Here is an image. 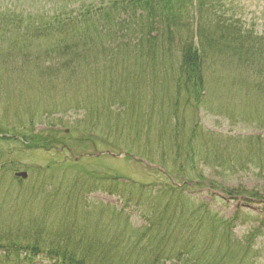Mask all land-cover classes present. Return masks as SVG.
I'll use <instances>...</instances> for the list:
<instances>
[{"label": "trees", "instance_id": "1", "mask_svg": "<svg viewBox=\"0 0 264 264\" xmlns=\"http://www.w3.org/2000/svg\"><path fill=\"white\" fill-rule=\"evenodd\" d=\"M51 4L45 3L39 12L0 9V75L11 76L20 83L28 72L34 74L33 70L42 75L46 85H73L75 98L78 89L99 86L109 98L130 92L131 102L139 103L143 98L134 92L138 87L131 86L143 80L144 84L164 81L168 73V80L176 87V101L183 96L190 104L193 99L199 103L203 95L209 57L232 53L238 60L244 58L239 49L247 40L238 29L239 22L227 19L216 0H72ZM90 58L96 62L92 68L88 65L84 69L97 75L96 80L80 73V64ZM73 78L78 79L76 83H72ZM26 81L28 89H36V93L45 86L33 85L36 82L30 77ZM84 82L89 84L81 86ZM255 88L264 95V81L257 80ZM103 98L98 95L94 105L103 102ZM64 99L68 105L70 98ZM120 100L125 102V98L113 99ZM138 109L131 108L132 118L142 114ZM84 110L90 120L104 116L96 109ZM158 116H151L145 127L139 128V138L143 132L149 140L157 134L161 139L162 134H167L169 117L164 113ZM153 128L156 133L150 134ZM14 133L0 130L1 143L14 140ZM177 133L174 130L168 140L176 148V155L183 146L182 155L192 159V139L181 142ZM20 135V144L32 151L66 148L77 153L86 148L82 139L68 142L69 137L58 135L51 127L36 132L29 125ZM219 145L218 142L204 147L205 155L215 154ZM6 158L7 152L0 148V264H31L39 257L51 264H244L251 250V236L238 241L232 235L237 217L227 227L219 221L218 228L217 215L207 205L201 202L186 209L182 197L181 203L171 198H179V194H173L179 188L169 184L160 187L159 194L164 195H160L163 200L157 205L144 203L143 192L120 190L125 211L133 202L138 207L145 205L144 225L132 229L122 208L101 206L96 211L98 218L91 241L84 247L80 245L79 253L74 247L62 245L70 238V232L55 225L57 220L52 219L51 213L59 210L62 217L58 221H72L70 218L80 215L77 209L84 204V198L75 194V187L80 185L83 190L86 184L93 189L92 183L87 184L89 181L80 171L66 189H61L62 183L50 186L33 176L27 181L15 179L7 173L17 171L18 164L9 163ZM60 169L64 179L69 168L58 165L56 171ZM88 175L95 180L93 173ZM61 193L65 195L58 199ZM226 196L242 197L233 190ZM82 216L85 217L84 213ZM43 224L46 225L41 227ZM82 229L80 233L85 235L86 229ZM96 232L106 233L111 243H95Z\"/></svg>", "mask_w": 264, "mask_h": 264}, {"label": "rangeland", "instance_id": "2", "mask_svg": "<svg viewBox=\"0 0 264 264\" xmlns=\"http://www.w3.org/2000/svg\"><path fill=\"white\" fill-rule=\"evenodd\" d=\"M60 1L72 2L0 0V9L4 10L6 7L11 10L39 12L45 3L52 6L51 2ZM216 1L227 19L239 22L238 29L241 28L247 43L239 49V54L244 55L243 60L236 59L232 53L215 54L212 59L208 58L204 73L205 87L199 103L193 99L187 104L183 96L176 101V87L168 80V73L164 81L144 84L143 80V83L131 86L138 87L134 92L143 98L139 103L131 102L130 92L109 98L99 86L78 89L75 98L73 85L59 88L53 87L51 82L48 87L42 80V75L33 70L34 74L28 72L20 83L11 79V76L8 78L0 75V130L14 131L16 136L8 143L0 141V148L8 154L5 160L15 162L21 169L19 171L27 172V180L33 176L50 186L54 182L62 183L61 189L70 186V180L78 174L77 171L89 181L87 184L92 183L93 189H89L86 184L83 190L80 185L75 187V194L84 198V204L76 212L81 214L70 218L72 221H58L62 217L59 210L51 213L52 219L57 220L55 225H62L70 232V238L62 245L74 247L80 253V245L84 247L91 241L94 221L98 218L97 208L123 207L124 202L119 197L120 190L127 188L143 192L144 203L157 205L163 200L160 195H164L159 194L160 187L173 181V185L179 188H175L177 191L173 194H179V198L175 195L171 198L176 201L178 199L181 203L182 197L186 209L203 202L217 215L218 228L219 221L225 222L227 227L233 217H237L231 228L233 237L238 241H244L249 236L253 238L244 264H264V115H259L260 108H264V95L255 88L257 80L264 81V0ZM193 29L195 32L196 21ZM99 58L101 61L100 56ZM243 61L245 64H242ZM93 62L96 60L90 58L87 63H81L80 73H87L89 78L96 80L97 75L84 69L88 65L92 68ZM28 77L36 82L33 85L45 84L42 92L36 93V89H28ZM74 78L72 83L78 80L75 81ZM167 81L170 83L166 84ZM88 84L84 82L80 85ZM163 92L170 94L163 95ZM64 95L70 98L68 105ZM98 95L104 96L103 102L100 100L94 105V99ZM116 98H125V102L113 101ZM132 107L139 108L138 111L142 114L132 118ZM84 109H96L100 114L104 113V116L90 120ZM163 113L169 117L166 122L169 129L165 128L167 134H162V139L157 134L149 140L143 132L139 138V128H144L151 116L155 119ZM29 125H33L36 132L51 127L54 132L58 131V135L69 137L68 142L70 139H82V146H86L82 152L90 155L75 162L74 158L69 157L67 150L58 153L28 150L20 144L19 138L20 133ZM176 129L177 138L181 142L186 143L192 139V159L182 155L183 146L180 154L176 155V148L168 141ZM149 133H156L155 128ZM218 142V151L206 156L205 148ZM107 151L116 157L96 156L97 153ZM58 165L69 168L66 169L68 173L64 179L63 169L56 171ZM153 165H163V172L153 168ZM26 167L32 169L26 170ZM92 173L97 181L88 175ZM183 183L186 184L180 187ZM230 190L242 197L229 198L226 194ZM251 194L254 196H250ZM134 203L128 211L122 208L128 218L127 224L132 229L144 225L146 211L145 205L138 207ZM47 227L50 228L51 224L47 223ZM82 228L86 229L85 235L80 233ZM120 239L118 244L122 243ZM94 242L102 245L111 243V239L106 233L96 232ZM33 261L35 264H49L48 260L41 257Z\"/></svg>", "mask_w": 264, "mask_h": 264}, {"label": "water", "instance_id": "3", "mask_svg": "<svg viewBox=\"0 0 264 264\" xmlns=\"http://www.w3.org/2000/svg\"><path fill=\"white\" fill-rule=\"evenodd\" d=\"M17 177L26 178V174L25 173H20V174H17Z\"/></svg>", "mask_w": 264, "mask_h": 264}]
</instances>
